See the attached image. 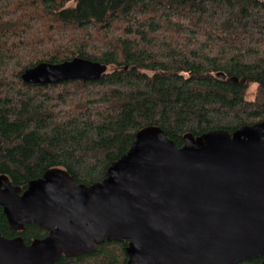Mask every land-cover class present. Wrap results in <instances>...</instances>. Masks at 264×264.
<instances>
[{"label": "trees", "instance_id": "1", "mask_svg": "<svg viewBox=\"0 0 264 264\" xmlns=\"http://www.w3.org/2000/svg\"><path fill=\"white\" fill-rule=\"evenodd\" d=\"M74 57L107 72L44 85L20 78ZM263 120L264 0H0V175L22 190L50 169L101 181L145 126L180 147L188 133ZM0 234L30 243L46 230L11 229L0 207ZM126 245L105 241L53 264H126Z\"/></svg>", "mask_w": 264, "mask_h": 264}, {"label": "water", "instance_id": "2", "mask_svg": "<svg viewBox=\"0 0 264 264\" xmlns=\"http://www.w3.org/2000/svg\"><path fill=\"white\" fill-rule=\"evenodd\" d=\"M105 72L103 63L74 57L37 63L20 78L44 85L96 81ZM0 207L11 229L46 230L30 243L0 234V264H53L124 240L126 264H264V120L232 133H188L180 147L145 126L90 185L60 169L24 190L0 175Z\"/></svg>", "mask_w": 264, "mask_h": 264}, {"label": "rangeland", "instance_id": "3", "mask_svg": "<svg viewBox=\"0 0 264 264\" xmlns=\"http://www.w3.org/2000/svg\"><path fill=\"white\" fill-rule=\"evenodd\" d=\"M255 95H256V86L252 85L248 89V98L253 99Z\"/></svg>", "mask_w": 264, "mask_h": 264}]
</instances>
